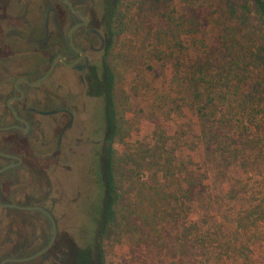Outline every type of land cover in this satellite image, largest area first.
I'll return each instance as SVG.
<instances>
[{"label": "trees", "instance_id": "obj_1", "mask_svg": "<svg viewBox=\"0 0 264 264\" xmlns=\"http://www.w3.org/2000/svg\"><path fill=\"white\" fill-rule=\"evenodd\" d=\"M220 1L128 0L124 6L115 0L111 39L123 40L109 69L113 141L123 152L112 149L110 154L109 220L118 238L129 237L133 259L146 254L147 264H264V190L260 205L243 206L239 199L254 194L249 187L259 177L264 185V0L238 4L239 17L251 20L248 30L236 20L222 24L226 61L213 68L204 58L192 59L190 50L206 28L219 22ZM244 32L245 44L240 37ZM154 58L173 60L170 97L177 92L196 118L203 149L189 160L177 154L166 132L146 150L132 143L139 132L132 97L144 86L150 88L144 73L153 71ZM133 72L139 75L130 81ZM214 155L219 170L232 167L241 175L239 189L230 181L229 190L212 196L208 167ZM224 194L234 210L239 207V214L246 215L232 223L247 243L237 233L229 245L224 221L212 226L215 230L210 227L214 204L220 205ZM96 244L98 254L102 244Z\"/></svg>", "mask_w": 264, "mask_h": 264}, {"label": "flooded vegetation", "instance_id": "obj_2", "mask_svg": "<svg viewBox=\"0 0 264 264\" xmlns=\"http://www.w3.org/2000/svg\"><path fill=\"white\" fill-rule=\"evenodd\" d=\"M40 2L44 9L39 18V25L43 24L41 34L37 25L28 36L13 31L9 34L10 39L21 40L31 48L34 55L29 60L30 67L16 69L17 53L9 45L0 46V133L6 134L0 135V210L13 216L11 225L3 226L5 230L0 232V264L6 259L21 258L31 259L5 264H97L92 262L95 256L87 252L96 251L97 256L98 247L89 244L82 250L69 240L60 221L63 214L56 211L57 197H51L50 192L14 195L11 188L14 181L16 184L23 177H31L33 187L42 188L48 183L52 189L51 173L34 164L37 153L33 151L29 160L23 156L40 141L49 153L42 158L69 172L73 168L68 159L83 156L79 148L89 144L96 149L92 150V162L82 165L84 174L94 172L99 157L101 162L109 163L115 131L109 69L115 0ZM25 5L28 8L31 0H0V16L10 19L9 11ZM69 79L73 80L68 84ZM87 99L100 101L98 106L88 108ZM102 127L103 131L106 127L105 140L100 146L95 138ZM98 146L102 148L101 155ZM8 166L12 167L3 170ZM22 167V175L20 171L13 173ZM40 208L52 216L55 225ZM14 212L19 216L15 217ZM27 225L33 230L26 231Z\"/></svg>", "mask_w": 264, "mask_h": 264}, {"label": "rangeland", "instance_id": "obj_3", "mask_svg": "<svg viewBox=\"0 0 264 264\" xmlns=\"http://www.w3.org/2000/svg\"><path fill=\"white\" fill-rule=\"evenodd\" d=\"M241 1L243 0L220 1L217 5L220 8L218 12L219 22L215 25L209 26L204 30L202 35H199L198 43L194 44L190 50V52L193 53L192 59L204 58L213 68L226 61L225 50L221 43L222 24H229L236 20L244 25V28H246L245 30H248L251 23V20H245L242 17H239L237 6ZM127 2L128 0H121V3H123L124 6ZM8 14L11 17L10 19H5L6 16H0V46L9 45V49L17 53L16 59L19 64L16 69H27L30 67L29 60H32L34 55L31 48L21 40L10 39L9 34L13 31L28 36L32 27L36 28V25L39 26L36 28L38 30L37 32L41 34L43 24L39 25V18L44 15V9L41 10L40 0H31V5L28 8H26V5L21 7L17 6L15 10L9 11ZM39 28L41 30H39ZM240 37L243 44L247 43V33H242ZM122 40L123 38L117 37L111 40V57L117 52ZM150 63L153 67V71H145L144 73L146 80L151 83L150 88L144 86L140 94L137 96L133 95L132 97L136 113H138L139 126V132L137 135L133 136L132 143L134 144L135 149L146 150L150 143L156 142L158 137L166 132V134L172 138V144L177 146L179 150L177 151V154L180 153L185 160H189L190 156H196V150L201 151L203 147L200 141V130L196 125V118L193 116L192 112L187 110L182 102L179 101V95L177 92L170 97L171 86L168 85V81L172 77L171 69L173 60L168 59V61H159L154 58ZM137 75H139L138 72L129 74L130 81ZM13 78L14 77H12L11 80ZM141 78L142 76L140 75V79ZM72 80L73 79H69L68 84ZM99 101V99H92L91 102L88 99L86 100L88 108L90 105L98 106ZM179 106H181V109H179ZM167 114H169L168 117ZM154 121L156 123H154ZM113 123L114 122L112 121V124ZM103 127L102 131L95 138L99 140L100 146L105 140L104 133L106 127L104 128V131ZM0 135L3 137L6 136L5 133H0ZM41 144V141L36 143V145L32 146L30 151L24 153L23 156L29 160L33 151L37 153V158L34 159V164L51 173L50 176L54 181L52 189L49 190L48 183H45L42 188L41 186L33 187L34 185L29 182L31 177H23L20 182L16 184H14V181L11 188L12 193L15 195L20 192H36L42 195V193L45 194L50 192L51 197H57L58 206H56V211L58 215L63 214L60 221L62 225H64L63 227H65L64 229H66V232L70 235L69 240L76 242L81 249L86 248L89 244H102L97 256L95 254L96 251L93 254L90 253L91 250H89L90 252H87L88 254H91L90 256L92 258L95 256L92 261L93 263L96 261L95 263L97 264H147L146 261H148L149 258L146 254L140 260L133 259V252L131 251L132 245L129 237L123 235L118 238V234L114 232L112 227L113 225L111 226L112 222L109 220V207L112 206L113 203V194L110 193L108 188L110 183L109 163L106 165V160L101 162L99 157L97 158L99 161L98 164H96L94 172H91V175L84 174L85 168H82V165L85 163L90 164L92 162V150H95L96 147L89 144L83 148H79L81 152H84V155L78 159H68L73 168V170L69 172L68 170L57 167L54 161L43 159L42 157L49 153L46 149L42 148ZM100 146L98 147L100 148ZM113 149H119V152H123L122 148H119L117 143L113 144ZM99 153L100 155L102 154V148L99 149ZM216 158V155L212 156V163H208L210 164L208 168L213 197L222 195L221 191L223 189L229 190L227 182L230 181L236 186V189H239L237 181L241 177V175L235 172L232 167L226 168L225 170H219L218 161L217 163L216 161H213L216 160ZM3 162L6 161H2L1 163ZM78 166H81V168ZM23 169L24 168L22 167L19 170H14L13 173L16 174L20 171V174L22 175L24 171ZM143 176V180H145L147 175L144 174ZM261 181L262 180L259 177L254 183L250 184L249 188L255 189L254 194H242L239 196V199L242 200L240 204L248 206L251 202L257 205L262 203L260 201L263 199L262 191L264 190V185ZM126 183L127 180L124 184ZM210 198L207 199L208 203L211 202ZM232 206L233 202L226 199L224 194L223 198L220 200V205L214 204L212 215L217 221L215 219L213 221L210 220V227L212 228L215 224L217 226L218 223L224 221V234L227 242L230 241L228 243L229 245L234 242L231 241L230 238H232V235H238L237 233L242 234V236H238L239 241L241 243H247L248 238L241 232L236 222L235 224L232 223L234 220L246 218V215L239 214V207L236 208L237 210H234ZM263 207L264 205L260 208ZM219 212H221L222 215H220ZM199 213L198 216L203 214L201 212ZM5 214L7 213L3 214L0 210V232L5 230L4 227L6 225H11L10 223H12L13 216ZM12 214L17 217L20 213L14 212ZM97 219H100L99 224L97 223ZM260 225L262 228L261 231L264 234V220L260 222ZM24 229L26 231L33 230V228L28 225ZM212 229L215 230V228ZM110 232L112 234H110ZM85 252L83 251V253ZM83 253L81 255L82 261L84 260L83 257H85ZM84 263H86V261Z\"/></svg>", "mask_w": 264, "mask_h": 264}, {"label": "water", "instance_id": "obj_4", "mask_svg": "<svg viewBox=\"0 0 264 264\" xmlns=\"http://www.w3.org/2000/svg\"><path fill=\"white\" fill-rule=\"evenodd\" d=\"M47 76H48V75H46L45 77H43V78H42L41 80H39V81L44 80ZM39 81L36 82V83H33V84H31V85H36V84L39 83ZM10 167H12V166H8V167L4 168L3 170H5V169H7V168H10ZM7 207L20 208V207L15 206V205H9V206H7ZM23 209H26V208H23ZM40 210L44 211L48 216H50V218L52 219L53 224L55 225V221L53 220L52 216H51L46 210L41 209V208H40ZM55 227H56V226H55ZM55 230H56V229H55ZM41 253H42V252H41ZM37 255H39V254H37ZM29 259H31V258L6 259V260H4L1 264H5V263H7V262H23V261H27V260H29Z\"/></svg>", "mask_w": 264, "mask_h": 264}]
</instances>
